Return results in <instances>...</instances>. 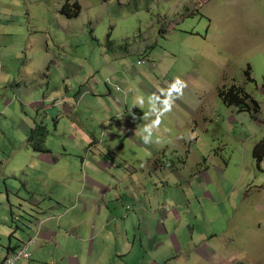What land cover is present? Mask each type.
Returning <instances> with one entry per match:
<instances>
[{"label": "rangeland", "instance_id": "1", "mask_svg": "<svg viewBox=\"0 0 264 264\" xmlns=\"http://www.w3.org/2000/svg\"><path fill=\"white\" fill-rule=\"evenodd\" d=\"M65 1L0 0V262L10 240L9 235L1 239L9 231V205L22 212L18 199L25 198L26 187L49 194L54 203L63 201L58 193L79 187L72 180L38 184L53 173L40 164L42 155L28 138L44 123L49 130L45 148L63 159L60 168L81 169L86 158H99L78 129L96 137L105 157L117 165L125 166L122 159H128L139 167L159 152L186 179L181 186L171 180L168 191L178 197L169 196L165 207L204 206L212 219L198 223L202 233L220 245L229 243L240 264H264V160L258 165L253 156L264 138V0H67L80 8L75 19L61 14ZM75 11L70 8V14ZM249 68L252 80L245 74ZM75 79L90 86L84 97L72 91ZM233 85L258 102L256 117L223 102L219 91ZM63 96L74 98L75 112L59 119L56 128L58 117L43 120L51 108L44 105L45 97ZM130 117L145 136L160 142L135 147L115 128L129 124ZM152 126L168 131L169 138L161 140ZM176 151L189 157L185 166ZM199 160L204 184L191 175ZM137 177L149 184L141 201L152 199L155 183ZM103 183L113 189L110 195L120 192L117 182L105 177ZM205 189L211 202L196 198ZM56 207L39 220L38 229L63 217ZM29 214L33 221L35 213ZM163 257L162 264L180 262L173 252ZM133 258L143 262L140 252L125 263Z\"/></svg>", "mask_w": 264, "mask_h": 264}, {"label": "crops", "instance_id": "2", "mask_svg": "<svg viewBox=\"0 0 264 264\" xmlns=\"http://www.w3.org/2000/svg\"><path fill=\"white\" fill-rule=\"evenodd\" d=\"M88 80L86 79V82ZM87 85L88 83L76 81L71 89L75 93L80 90L78 97L85 96L90 92V86L86 89ZM94 94L93 92L92 95ZM45 100L48 101H45L44 105L47 102L51 104V108L47 106L50 111L43 120L54 121L58 117L57 121H54L56 128H59V119L70 118L75 112L70 106V103L75 102L71 96L53 100L52 97H45ZM129 119V124H115V128L118 127L135 147L145 148L150 140L154 145L160 142L145 136L147 133L141 125H134L133 117ZM111 120L113 123L117 122ZM40 124L46 127L49 134L47 126ZM150 129L154 130L161 140L169 138V132L165 129L156 130L154 126ZM78 130L84 144L97 148L100 152L99 158H86L82 161L81 169L79 166L60 168L62 158L50 156V150L40 152V164L51 167L53 175L51 178L39 179L38 184L61 185L63 180H72L78 181L79 187L73 192L63 190L58 193L63 196L61 203H54L49 194L39 195L26 187L25 198L19 197L18 200L23 207L22 212L35 213L34 220L29 228H24L18 223L20 211H14L12 208L15 206L9 205L12 207L11 219L7 224L9 231L2 235L1 239L9 235L10 240L7 247H2V255L20 246L22 242L33 239L39 233L38 240L31 242V259L19 264H162L166 258L163 256L171 252L179 257V264H190L192 261L196 264H240L238 258L229 250V243L220 245L214 241L213 235L210 239L197 228L199 222H211L212 219L211 213L204 206L182 208L181 204H177L173 208L165 207L166 203H169V196L178 197L177 193L171 195L168 191L171 180L174 179L180 186L182 181L186 180L182 169L169 165L166 157H160L159 152L157 155L152 154V159L139 167L130 166L128 159H122L125 166L117 165V160L105 157L106 153L99 148L96 137L90 135L88 130ZM29 132L30 130L28 134ZM108 136L110 137L111 133H108ZM175 157H181L184 166L189 158L181 156L179 151H176ZM201 163V160L196 163L197 168L192 170L191 175L204 184L207 177L200 167ZM139 175L155 183L152 199L141 201L140 195L148 194L149 184L140 182L137 177ZM105 177L117 182L120 187L117 195H110L113 189H108L103 183ZM127 179L130 183L125 184ZM160 186H164L166 190L162 191ZM134 187L135 191H131ZM163 197L166 200H163ZM196 198L211 202L209 198L213 197L211 192L205 189L203 195ZM70 200L71 205H63H68ZM156 204L158 205L155 206ZM55 207L60 210L58 212L64 213L63 217L59 215L60 218L51 219L38 229L39 220ZM70 211H75V214H70ZM99 225L101 227L97 229ZM128 230H134L138 234L130 235ZM140 252L143 254L142 263L134 258L132 262L125 263L128 256Z\"/></svg>", "mask_w": 264, "mask_h": 264}, {"label": "trees", "instance_id": "3", "mask_svg": "<svg viewBox=\"0 0 264 264\" xmlns=\"http://www.w3.org/2000/svg\"><path fill=\"white\" fill-rule=\"evenodd\" d=\"M70 8H74L76 11L73 14H70ZM80 8L77 4L69 5L66 0L61 9V14L66 16L69 19H75L79 16ZM111 35L108 36V44L111 45ZM246 76L252 80L251 78V68H249L245 72ZM219 96L223 100V102L228 107H236L239 112H250L254 111V117L260 111V106L258 102L247 92L243 90V88L233 85L228 89H221L219 91ZM46 127L44 125H36L30 132V136L28 138V143L32 146L34 151L37 152H48L49 150L45 148V139H46ZM253 156L257 160L258 165H260L264 160V138L259 141L253 150ZM19 247V246H18ZM15 249V248H13ZM12 249V250H13Z\"/></svg>", "mask_w": 264, "mask_h": 264}, {"label": "built area", "instance_id": "4", "mask_svg": "<svg viewBox=\"0 0 264 264\" xmlns=\"http://www.w3.org/2000/svg\"><path fill=\"white\" fill-rule=\"evenodd\" d=\"M108 84L111 83L110 80L107 81ZM33 240H28L22 243L19 247L9 251L1 264H16L19 261L29 260L32 256L30 251V245Z\"/></svg>", "mask_w": 264, "mask_h": 264}, {"label": "water", "instance_id": "5", "mask_svg": "<svg viewBox=\"0 0 264 264\" xmlns=\"http://www.w3.org/2000/svg\"><path fill=\"white\" fill-rule=\"evenodd\" d=\"M18 223L22 224L24 228H29L32 224L31 215L25 212H21L18 215Z\"/></svg>", "mask_w": 264, "mask_h": 264}, {"label": "clouds", "instance_id": "6", "mask_svg": "<svg viewBox=\"0 0 264 264\" xmlns=\"http://www.w3.org/2000/svg\"><path fill=\"white\" fill-rule=\"evenodd\" d=\"M15 248H17V247H15ZM11 250H12V249L8 250V251H7V254H8L9 251H11ZM7 254H6V255H7ZM5 257H6V256H5ZM30 259H31V258H30ZM30 259H29V260H30ZM3 260H4V259H3ZM3 260H2V261H3ZM26 261H28V260H26ZM0 264H1V263H0Z\"/></svg>", "mask_w": 264, "mask_h": 264}]
</instances>
